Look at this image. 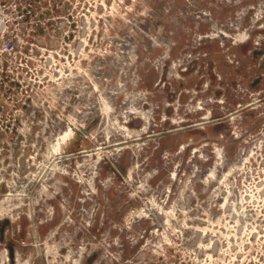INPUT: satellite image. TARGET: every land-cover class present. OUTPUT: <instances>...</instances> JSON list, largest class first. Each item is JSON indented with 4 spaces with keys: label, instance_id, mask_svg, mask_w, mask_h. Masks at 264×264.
<instances>
[{
    "label": "rangeland",
    "instance_id": "rangeland-1",
    "mask_svg": "<svg viewBox=\"0 0 264 264\" xmlns=\"http://www.w3.org/2000/svg\"><path fill=\"white\" fill-rule=\"evenodd\" d=\"M24 38L0 264H264V0H46Z\"/></svg>",
    "mask_w": 264,
    "mask_h": 264
},
{
    "label": "built area",
    "instance_id": "built-area-1",
    "mask_svg": "<svg viewBox=\"0 0 264 264\" xmlns=\"http://www.w3.org/2000/svg\"><path fill=\"white\" fill-rule=\"evenodd\" d=\"M46 0H0V55L10 56L24 42L29 18Z\"/></svg>",
    "mask_w": 264,
    "mask_h": 264
},
{
    "label": "bare ground",
    "instance_id": "bare-ground-1",
    "mask_svg": "<svg viewBox=\"0 0 264 264\" xmlns=\"http://www.w3.org/2000/svg\"><path fill=\"white\" fill-rule=\"evenodd\" d=\"M70 130H71V135H70V138L74 136V129H72V127H70ZM70 141H66V144H69ZM261 186V185H260ZM146 210V209H145ZM157 213L160 215L161 214V211H157ZM233 214V213H232ZM215 244V243H214ZM214 248V247H213ZM216 248V247H215ZM214 248V249H215Z\"/></svg>",
    "mask_w": 264,
    "mask_h": 264
}]
</instances>
